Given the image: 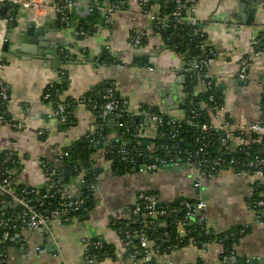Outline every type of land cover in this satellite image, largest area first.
<instances>
[{"label": "crops", "instance_id": "crops-1", "mask_svg": "<svg viewBox=\"0 0 264 264\" xmlns=\"http://www.w3.org/2000/svg\"><path fill=\"white\" fill-rule=\"evenodd\" d=\"M40 1L44 6L38 11H14L11 14L13 25L6 19V13L0 16V58L3 60L0 78L6 81L9 88L7 108L11 118L24 124V129L17 131L0 121V154L17 155L23 167L13 184L33 188H43L47 182L39 162L57 161L61 146L78 147L88 133H95V116L87 108L76 107L73 111L74 125L66 127L52 117L50 105L41 103L47 85L60 72L65 75L64 88L58 96L60 101L90 96L111 81L119 97L128 102L130 112L148 107L174 117L183 115L182 90L187 79L186 56L167 44V37L165 42L161 32L156 31L140 14V0H124V9L112 14L106 11L109 4L104 0H70L73 6L67 13L69 29L51 11L53 0ZM188 2L194 5V15L205 41L216 52L215 62L208 73L223 102L224 121L231 129L259 122L264 116L260 101L264 97V57L255 56L251 40L256 37L260 45L264 39V0H252L256 8L252 22H243L238 16L240 0ZM90 3L93 8H96L94 4H98L101 9H96L105 11L108 21L93 15H89L91 21H83L84 15L79 9L88 7ZM152 8L156 13L157 5ZM31 24L37 28L43 26L49 41L59 44L57 59L48 54L50 49L47 47L36 48L35 38L29 39ZM77 30L84 31L88 36H74L72 31ZM135 32H143L144 35V42L139 46L130 43V37ZM5 41L8 42L6 51L2 49ZM61 49L68 52L67 59H61ZM99 57H102L99 63L93 60ZM244 57L250 63L248 80L243 84L237 80V73L239 60ZM196 84L193 93H203L205 87ZM109 123L110 133L106 131L104 135L106 147L100 148L102 140L92 153V160L101 174L94 194L95 206L87 219L81 220L75 215L65 225L52 223L44 231L20 233L25 244L21 248L9 247L6 264H83L82 241L96 238L113 246V254L103 256L100 264H131L126 258V246L116 225L131 218L132 207L141 192H155L164 203L204 196L208 230L217 234L235 228L244 230L234 246L235 255L226 263L221 260L222 246L218 244L209 245L204 250L188 245L159 255L156 258L158 262L231 264L230 260L234 257L264 258V212L253 211L247 205L252 178L223 169L212 177L202 179V191L197 196L194 194L195 176L192 171L193 180L181 173H168V170L116 175L111 171V163L103 159V154L107 147L112 146L108 143L126 144L124 139L128 138L111 119ZM40 131L44 135L40 136ZM72 174L66 182L71 183L70 190L75 193L77 176ZM176 231L180 236L184 234L180 227Z\"/></svg>", "mask_w": 264, "mask_h": 264}, {"label": "built area", "instance_id": "built-area-1", "mask_svg": "<svg viewBox=\"0 0 264 264\" xmlns=\"http://www.w3.org/2000/svg\"><path fill=\"white\" fill-rule=\"evenodd\" d=\"M104 1L109 4L106 8L108 14L116 13L126 6L124 0ZM163 4L164 9H167L169 4H172V8L168 13L164 12L163 15H159L158 12L155 13L152 10L151 0H140L138 3L139 12L156 31L169 34L167 43L170 42V36L177 37L182 46L192 52V55L186 57L185 72L191 84L192 80L197 78V83L203 85L209 94V105L203 114L194 111L192 99L188 100V106L191 109V114L188 116H166L148 107H143L137 112H130L128 102L119 97L111 81L106 82L100 92L74 100L70 105L54 103V97L59 94L54 86L65 82L63 72H60L48 84L52 90H48L43 95L41 103L52 107V117L62 126L69 125V118L73 116V111L78 106L87 108L103 122L108 115L109 120L114 122L119 131L134 137L139 144L141 141L138 139L146 135L143 122L153 124L154 127L149 133V137L153 141L147 147L135 148L134 153L130 156L127 151L129 147L123 143L118 147L105 149L103 159L110 163L116 159V169L122 167L123 161L129 165H138L140 172H156L160 167L166 165L187 168L194 173L193 186L199 188L202 179L212 177L223 169H230L237 174L252 178L249 183L247 205L253 211L264 212V116L259 122L236 126L235 129L229 127L222 117L223 102L216 96L215 83L208 73L215 62L216 52L205 41L204 35L199 30V22L194 15V5L192 3L187 5L185 0H163ZM0 6L7 8L6 19L10 21L9 14L11 12L17 10L38 11L44 6V3L40 0H0ZM72 6L73 3L70 0H53L51 2V11L59 17L61 24L66 29H69L67 13ZM94 6L101 9L98 4H94ZM72 34L76 37L88 36L81 30L72 31ZM143 36V32H135L130 37V43L139 46ZM251 41L252 45L258 47L256 37H252ZM60 53L61 59H67L68 52L66 50L61 49ZM255 56L264 57V48L257 49ZM193 63H195L194 68H192ZM249 63L250 61L246 57L239 60L237 80L240 83L244 84L248 80ZM2 67L3 60L0 58V69ZM8 100V85L4 79L0 78V121L11 129L21 131L24 129V124L22 121H14L11 118L7 108ZM203 115L207 117V120L202 121ZM136 121H139V124ZM183 123L188 124L198 133L189 140L188 150L184 151L174 143ZM99 127L100 135L98 137L101 138V133H106V128ZM160 129H167L166 135H160L158 133ZM39 135H44V132L40 131ZM158 138H166L172 142V145L154 144ZM86 139L93 147L101 145L94 133L88 134ZM215 143L219 145V148L213 152ZM131 147L134 145L131 144ZM67 148L66 146L59 148L61 150L60 160L69 156ZM157 152L163 153L164 159L157 157ZM239 153L246 154L247 157L239 158L237 157V155H241ZM0 158H2V165L6 162L14 165L20 164L19 158L15 154L5 152L0 155ZM39 166L43 173H46L49 167L46 161L39 162ZM123 170L125 171L126 167L123 166ZM133 170L134 168L130 167L128 173ZM4 171L7 176L0 179V264L7 263L9 241H15L20 248L24 246L25 241L19 236L20 233L47 229L52 223L59 226L68 224L74 217L71 213L78 214L79 210L84 207L81 191L85 186L82 178L84 171H79L77 167L71 168L72 173L78 174L75 193L70 190L71 183L66 182L65 179H62L58 187L46 192H41V188L26 185L17 190L15 186L11 187L8 183L10 181L13 185L14 180H11L10 175L22 172V165L20 164L13 172L7 168ZM62 174L63 171L57 173V178L60 179ZM97 180L98 178L88 183L90 191H96ZM76 195L77 198H75ZM14 206L19 208L18 212L3 213L8 207ZM168 218L173 219L174 222L177 221V227H180L184 234L181 236L179 234L172 235L169 231H163L159 236L151 239L147 230L152 227L155 230L163 227L162 220ZM207 233L206 203L202 199L181 198L176 205H172L162 202L156 193L141 192L137 195L132 207L131 218L124 223L120 235H122L126 246V258L131 264H163L156 258L165 251H175L188 245L202 250L212 244L222 246V243H226L235 235H243L244 230L229 235L224 234L218 241L203 242L200 237ZM103 243L100 239L82 241L83 264H100L92 252L101 251ZM158 243H161V246ZM232 256H234V250L222 249L221 260L223 263H226Z\"/></svg>", "mask_w": 264, "mask_h": 264}, {"label": "trees", "instance_id": "trees-1", "mask_svg": "<svg viewBox=\"0 0 264 264\" xmlns=\"http://www.w3.org/2000/svg\"><path fill=\"white\" fill-rule=\"evenodd\" d=\"M185 2H186L187 5H189L188 0H185ZM155 5H157V7H158L157 12H158L159 15H163L164 12L168 13L171 10V8H172V4H169L167 9H164L163 0H151V6L153 7ZM12 13L13 12H11L9 14L10 15L9 18H10L11 24L13 25V17L11 15ZM80 27H82V29L86 30V28L84 26L80 25ZM160 34H162L161 37L164 39V41H165L166 37L169 35L168 33H160ZM143 42H144V38L142 40V43ZM167 44L176 47V51L179 52L182 55H185L186 57L192 55V52L190 50L188 51L186 48H184L182 46L181 42L177 39V37L175 38V37L170 36V42H168ZM254 48H255V50H257L256 49L257 46H254ZM110 61L111 60H108V62H110ZM67 63H69V61H67ZM196 83H197V78L196 79L194 78L192 80V84H191L190 80H188V77H187L186 82L183 85V90H182V92H183V100H182V103H183V111H182V113H183V115L188 116V115L191 114V111H190L191 109L188 106V100L189 99H192L194 101V111L199 112L200 114H203L205 112V110L207 109L208 105H209V102H208V95L209 94H208L207 91H204L203 93L197 94V95H195L193 93L194 88L197 85ZM64 84H65V82L64 83H60V84H55L54 87H55V89H57L59 91V94L63 91V88H64L63 85ZM103 86L104 85H102L100 87V89L95 91V93L100 92L102 90ZM48 90H52V89H50L49 86L47 85V87H46V89L44 91V95L48 92ZM215 93H216V96L218 98H220V94L217 93V90H216ZM59 94H58V96H59ZM58 96L54 97V103H65V104H69L70 105L74 101V100H70V99L69 100L67 99V100H64V101H60ZM262 104L264 105V97H263V103ZM94 116H95V124H96V126H101L102 128L105 129V123L101 119L96 117V114H94ZM205 119L207 120V117L205 115H203L202 121L205 120ZM73 125H74V119H73V116H72V117L69 118V125L66 126V127H71ZM167 131H168L167 129H160V131L158 133L160 135L161 134H165L166 135ZM197 134L198 133L195 131V129L190 128L188 126V124L183 123L182 127L180 128V130L178 132V137L174 141V143L178 144L180 146V149H182L183 151L186 150V149L188 150V144L190 143L189 140L193 136H196ZM94 135L96 136V132L94 133ZM123 135L126 138H128V139H124V141L125 140H129L130 143L134 145V147L127 148V151L130 154V156H131L134 153V149L138 148V147L140 148L142 145L139 144L134 137H131L130 135H126L124 133H123ZM98 138L99 137H97V139ZM98 140L100 142L102 141V139H98ZM181 141H182V143H181ZM162 143H164V145H168V146L172 145V142L166 140V138H158L157 140L154 141V144H156V145H159V144H162ZM120 144L121 143H116V144H114L112 146H109L107 148L118 147V145H120ZM98 147L99 146H97V147L91 146V144L89 143L88 139H85L78 147H75V145H70L67 148V150L69 152V156L67 158H64L63 160H60L59 159V155H58L56 157L57 161L50 162V163L48 162V165H49L48 170L46 171V173H43L45 179L47 180V182L45 183L46 186L41 188V192H46V191H48L50 189L52 190V189H54V188L59 186V184L61 183L62 179H64V173L68 169L71 170V168L77 167L79 169V171H84L82 178L84 180L85 186H84V188H82V191H81V194H82L81 198L84 201V207L81 210H79V212L77 214V216L81 220L87 219L88 215L91 213V211L93 210V208L95 206V197H94L95 191H90L88 189V183L91 182V181H95L99 177V175L101 174V170L99 168L95 167V163L92 160V153ZM218 148H219V145L217 143H215L214 146H213V149H212L213 152L215 150H217ZM239 154H241V153H239ZM0 155H2V153ZM156 156L159 157V158H163L164 159V154L161 153V152H157ZM237 157L246 158L247 155L246 154H241L240 156L237 155ZM19 165H14V164H11L9 162H6L4 165H2V158H0V179H4L7 176V174L4 171L5 168H7L10 172L11 171L13 172V170L18 168ZM123 166L126 167V170H125L126 172L123 170ZM116 167H117V160L114 159L113 162H111V167H110L111 171L114 174L120 175V176L128 174V170H129L130 167L134 168L133 165H131V164L129 165V163L127 164L124 161H123L122 167L120 169H116ZM60 171H63V174H62L61 178L59 179V178H57V173H59ZM134 171L135 170H133L132 172H134ZM157 171H160V169L157 170ZM77 175L78 174H76V173L72 174L73 177L77 176ZM10 177H12L11 180L12 179L14 180L17 177V174L12 173V175H10ZM65 181H66V179H65ZM8 184L11 187L15 186L13 183H12L13 185H11L10 181H9ZM22 186L23 185H16L15 189L19 190V189L22 188ZM28 187H30V186H28ZM149 193H152V192H149ZM0 201H1V197H0ZM171 204L172 205H176V202H173ZM18 211H19V208L14 206V207H8L6 210L3 211V213L10 214V213H16ZM256 212H258V211H256ZM0 213H1V211H0ZM124 223H126V222H121V221L117 222L116 230L118 231L119 234H121V230H122V227H123ZM162 223L164 224L163 227H160V228H158L156 230L153 229V227H152V228L147 230V233H148V235H149V237L151 239L159 236L163 231H169L172 235H178V233L176 231V229H177V221L174 222L173 219L168 218V219H163ZM240 230H241V228H235V229H232V230H229L227 232L220 233V234H217V233H214V232L212 233V231L208 230V233L207 234H203L202 237H200V239L203 242H205V241H218L220 238H222V236L224 234L229 235L231 233H236V232H238ZM241 237H242V235H235V237L229 239V241H227L226 243H222V249L223 250L227 249L229 251H232L234 249V246L238 243V241H239V239ZM122 238H123L122 235H120V239H122ZM93 240H98V238L93 239ZM158 244H160V246H161V243H158ZM8 245H9V247L17 246L15 241H13V242L9 241ZM167 253L168 252L165 251V252L161 253V255L167 254ZM92 254L95 255V258L98 260V262H101L102 259H103V256H109V255L113 254V246L112 245H108L106 243H103V249L101 251H94V252H92Z\"/></svg>", "mask_w": 264, "mask_h": 264}, {"label": "water", "instance_id": "water-1", "mask_svg": "<svg viewBox=\"0 0 264 264\" xmlns=\"http://www.w3.org/2000/svg\"><path fill=\"white\" fill-rule=\"evenodd\" d=\"M88 10V11H87ZM7 11V8L5 6H1L0 7V16H4L5 13ZM80 13H82L84 15L83 17V21L85 22H89L92 20L91 17H89V15H93L94 18H99V17H102L104 18L105 20L108 21V14L105 12V11H98L96 8H93L92 7V3L89 4L88 7H85V8H80L79 9ZM87 11V12H86ZM255 13H256V8H255V2H252V0H240V13L238 14V16L241 18V20L243 22H245L246 20L249 21V22H252L253 21V18L255 16ZM57 27H59V25H57ZM98 28H100V26H98ZM57 33L59 32V30L56 31ZM264 33V31H263ZM28 34L30 36L29 39L33 40L34 38L37 40V43L35 45V47L37 48H43V47H47V49L49 50L48 54L50 56H53V57H56V59L58 58L57 57V49L59 46V44H56L55 42H50L49 39H48V36H47V31L45 30V28L43 26H40V27H36L34 24H31L30 26V29L28 30ZM48 43V45H46ZM7 44L8 42L5 41L4 44H3V47L2 49L4 51H6L7 49ZM44 44V46H43ZM264 48V39L261 40V44L258 45V47L256 49H263ZM95 62H100L102 60V57H99V58H94L93 59ZM195 67V63L192 64V68ZM261 103H263V99L260 100ZM182 108V106H181ZM261 110L264 114V105L261 107ZM109 116L107 115L105 120H104V123H105V128H106V131L108 133H110V129H109ZM137 124H139V121H136ZM143 125L145 127V131H146V135L143 136V137H140L138 140L141 141V145L143 147H147L148 144L150 142L153 141V139L151 137H149V133L151 132V130L153 129L154 125L153 124H148L147 122H143ZM94 132H96V136L98 137L100 134V127L99 126H95L94 127ZM90 134V133H88ZM87 134V135H88ZM104 135L105 133H101V136L103 137L102 138V145L100 148L102 147H106V144L104 143L106 139H104ZM126 145L128 147H131V143L129 140H126ZM108 144H116V142H112V143H108ZM77 146V145H76ZM134 170L135 172H138L139 171V167L138 165H135L134 166ZM160 170H174V171H180L181 170V167L180 166H174V167H171L169 165H166V166H162L160 167ZM71 173L72 171L71 170H67L65 173H64V179L68 178L71 176ZM84 188V187H82ZM193 189H194V194L197 195V196H200V193L202 191L201 188L199 187H194L193 186ZM75 198H77V195L75 196ZM200 199L204 200L206 199V197L204 196H200ZM176 203L178 202L177 200L175 201ZM77 213L76 212H72L71 215L75 216ZM261 214V213H260ZM259 216H263V213ZM40 231H44V229L40 230ZM230 263L231 264H264V258H252V259H247L246 257H234L230 260Z\"/></svg>", "mask_w": 264, "mask_h": 264}, {"label": "rangeland", "instance_id": "rangeland-1", "mask_svg": "<svg viewBox=\"0 0 264 264\" xmlns=\"http://www.w3.org/2000/svg\"><path fill=\"white\" fill-rule=\"evenodd\" d=\"M171 172H174V173H181L183 176H186L185 178L189 179V180H193V175H192V172L191 170L187 169V168H181L180 171H174V170H168V173H171ZM185 173H188V175H186Z\"/></svg>", "mask_w": 264, "mask_h": 264}]
</instances>
